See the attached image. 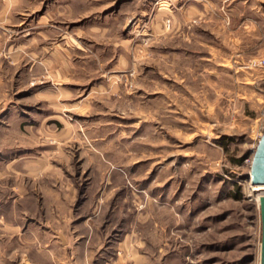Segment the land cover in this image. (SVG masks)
Here are the masks:
<instances>
[{
	"label": "rangeland",
	"instance_id": "rangeland-1",
	"mask_svg": "<svg viewBox=\"0 0 264 264\" xmlns=\"http://www.w3.org/2000/svg\"><path fill=\"white\" fill-rule=\"evenodd\" d=\"M264 0H0V264H261Z\"/></svg>",
	"mask_w": 264,
	"mask_h": 264
},
{
	"label": "water",
	"instance_id": "water-1",
	"mask_svg": "<svg viewBox=\"0 0 264 264\" xmlns=\"http://www.w3.org/2000/svg\"><path fill=\"white\" fill-rule=\"evenodd\" d=\"M251 178L252 184H264V131L254 152ZM260 206L263 224L261 264H264V196L260 198Z\"/></svg>",
	"mask_w": 264,
	"mask_h": 264
},
{
	"label": "bare ground",
	"instance_id": "bare-ground-1",
	"mask_svg": "<svg viewBox=\"0 0 264 264\" xmlns=\"http://www.w3.org/2000/svg\"><path fill=\"white\" fill-rule=\"evenodd\" d=\"M251 186H252L250 188L251 192L255 196L256 200L260 202V198L264 196V184L261 185L252 184Z\"/></svg>",
	"mask_w": 264,
	"mask_h": 264
},
{
	"label": "built area",
	"instance_id": "built-area-1",
	"mask_svg": "<svg viewBox=\"0 0 264 264\" xmlns=\"http://www.w3.org/2000/svg\"><path fill=\"white\" fill-rule=\"evenodd\" d=\"M252 65L255 66V67H264V59H260V60H255V61H253ZM253 157H254V156H252L250 159H247V160H246V161L249 163L250 168H252ZM250 173H251V172H249V176H250L249 186H250V188H251V187H252V186H251V185H252V178H251V174H250Z\"/></svg>",
	"mask_w": 264,
	"mask_h": 264
}]
</instances>
